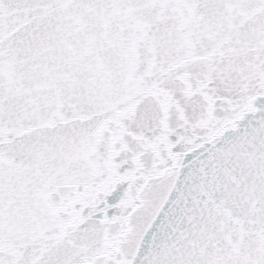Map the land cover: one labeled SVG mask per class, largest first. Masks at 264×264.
<instances>
[{
    "label": "snow or ice",
    "instance_id": "obj_1",
    "mask_svg": "<svg viewBox=\"0 0 264 264\" xmlns=\"http://www.w3.org/2000/svg\"><path fill=\"white\" fill-rule=\"evenodd\" d=\"M0 264H264V0H0Z\"/></svg>",
    "mask_w": 264,
    "mask_h": 264
}]
</instances>
